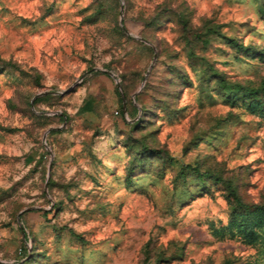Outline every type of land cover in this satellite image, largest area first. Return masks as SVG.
<instances>
[{"label": "rangeland", "instance_id": "374dc122", "mask_svg": "<svg viewBox=\"0 0 264 264\" xmlns=\"http://www.w3.org/2000/svg\"><path fill=\"white\" fill-rule=\"evenodd\" d=\"M259 21L264 0H0V264H264Z\"/></svg>", "mask_w": 264, "mask_h": 264}, {"label": "clouds", "instance_id": "9594fccd", "mask_svg": "<svg viewBox=\"0 0 264 264\" xmlns=\"http://www.w3.org/2000/svg\"><path fill=\"white\" fill-rule=\"evenodd\" d=\"M199 15H200V13L198 12V13H197V16H199ZM244 18H245V19H249L248 16H245ZM194 23L199 24L200 21H199L198 19H194ZM250 23L253 24V25H256V24L258 23V19H257V17H256L255 14H253V15L251 16ZM222 31L225 32V33H228V30H227V29H222ZM256 31H264V21H259V25H258ZM228 34H229V36L231 35V33H228ZM174 35H176V34L174 33ZM240 35L243 36V44H244L245 46L248 45V42H249L250 40L255 39V36H254L251 32L248 33L247 35H244L243 33H241ZM54 43H55V41H54ZM168 43L172 46V48H173L175 51H180V47H178L176 43H173V42H170V41H169ZM80 47H83V45L81 44ZM83 54H84V55H88V53H83ZM222 58H223V57H220V56H219V57H215V59H218V60H219V59H222ZM87 68H88V64H87L86 62L79 61V66H78L77 70L74 71L73 79H75V78H77V77H80V76H81V73L85 72V70H86ZM71 83H72V80H65L63 83H60L59 87H60L61 89H65V88H67L68 86H70ZM80 92H83V88H81L77 94L79 95ZM67 151H68L69 153H71V148H69ZM121 152H123L122 149H121ZM84 162H85V161H84L83 159H80V160H78L76 163H73V164L71 165V170L68 172V176H71L72 173H75V172L77 171V169L80 168V167L83 165ZM169 187H170V186H169ZM196 197H197V196L189 195L186 199L189 200V201H191L192 199H194V198H196ZM189 203H190V202H185V203H183V204H184V205H187V204H189Z\"/></svg>", "mask_w": 264, "mask_h": 264}]
</instances>
